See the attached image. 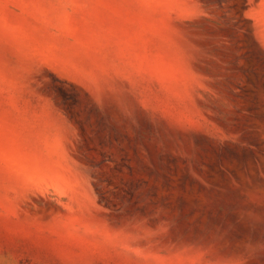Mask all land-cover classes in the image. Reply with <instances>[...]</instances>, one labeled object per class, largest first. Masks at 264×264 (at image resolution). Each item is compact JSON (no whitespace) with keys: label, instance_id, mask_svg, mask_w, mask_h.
<instances>
[{"label":"rangeland","instance_id":"rangeland-1","mask_svg":"<svg viewBox=\"0 0 264 264\" xmlns=\"http://www.w3.org/2000/svg\"><path fill=\"white\" fill-rule=\"evenodd\" d=\"M0 264H264V0H0Z\"/></svg>","mask_w":264,"mask_h":264}]
</instances>
